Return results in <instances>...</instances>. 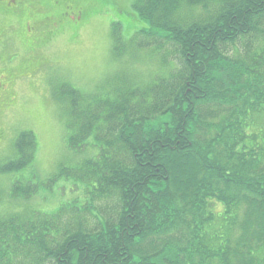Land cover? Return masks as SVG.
Returning a JSON list of instances; mask_svg holds the SVG:
<instances>
[{"label":"trees","instance_id":"1","mask_svg":"<svg viewBox=\"0 0 264 264\" xmlns=\"http://www.w3.org/2000/svg\"><path fill=\"white\" fill-rule=\"evenodd\" d=\"M131 9L147 28L126 39L115 23L112 51L125 40L158 70L117 76L103 96L60 87L74 164L47 182L71 179L86 197L1 214L0 264H264V0ZM13 149L3 174L32 166L34 134ZM12 192L30 198L36 185L14 180Z\"/></svg>","mask_w":264,"mask_h":264},{"label":"rangeland","instance_id":"2","mask_svg":"<svg viewBox=\"0 0 264 264\" xmlns=\"http://www.w3.org/2000/svg\"><path fill=\"white\" fill-rule=\"evenodd\" d=\"M45 1L66 7L67 14L59 18L53 15L55 6H46V14H51L46 16L42 30V33H48L47 43L37 45L34 56L39 57L36 51L46 50L43 57L44 62H49L50 70L39 69L27 80L16 79L12 88L16 97L11 111L0 118V168L16 158L13 144L21 132L30 131L36 138L31 167L9 174L0 172V215L24 213L23 217L38 212L50 213L60 205L75 200L79 203L86 197L82 189L73 186L71 179L58 178L52 184L47 182L59 166L74 164L70 158L73 151L66 145L70 134L66 128L67 109L55 98L60 87L67 88V84H71L80 94L103 96L104 91L97 88L103 86L106 89L117 76L126 74L124 77L131 81V74L142 83L150 72L155 74L154 71L158 70L157 56L142 52L139 57H129L125 40L116 44L115 53L112 51L111 29L115 23L123 24L122 37L126 39L147 28L131 9L132 0ZM75 6L81 7L82 11L75 10ZM20 48L23 49L22 44ZM124 49H127L126 55L118 57ZM81 157H77L75 163ZM14 180L23 186L27 182L36 185L34 196L24 198L22 194H13Z\"/></svg>","mask_w":264,"mask_h":264},{"label":"flooded vegetation","instance_id":"3","mask_svg":"<svg viewBox=\"0 0 264 264\" xmlns=\"http://www.w3.org/2000/svg\"><path fill=\"white\" fill-rule=\"evenodd\" d=\"M46 6H55L53 15L59 18L67 14L66 7L50 1L0 0V118L11 111L16 97L12 91L16 79L27 80L39 69L50 70L49 62H44L46 50H38L39 57L34 56L36 46L47 43L48 33L42 30L46 16L51 14H46Z\"/></svg>","mask_w":264,"mask_h":264}]
</instances>
